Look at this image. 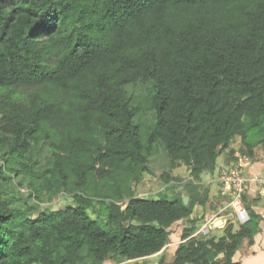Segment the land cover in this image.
<instances>
[{
    "label": "trees",
    "instance_id": "16d2710c",
    "mask_svg": "<svg viewBox=\"0 0 264 264\" xmlns=\"http://www.w3.org/2000/svg\"><path fill=\"white\" fill-rule=\"evenodd\" d=\"M158 141L164 185L191 171L171 199L138 193ZM258 148L264 0H0V264L147 259L181 221L191 226L159 264H239L264 219L245 197L247 224L195 236L202 176L224 152L253 161ZM60 196L71 204L35 218L15 207Z\"/></svg>",
    "mask_w": 264,
    "mask_h": 264
},
{
    "label": "rangeland",
    "instance_id": "374dc122",
    "mask_svg": "<svg viewBox=\"0 0 264 264\" xmlns=\"http://www.w3.org/2000/svg\"><path fill=\"white\" fill-rule=\"evenodd\" d=\"M236 148L238 149L240 146V142L236 143ZM234 147H231V149ZM259 150H264V148H259ZM228 152L226 151L224 152L217 161V170L215 171L214 174H205L202 176V187L204 188H213V192L210 196V200L207 204V206L205 208H200L198 209V214L202 215V214H210V213H219V217H224L222 220H218L216 223V227L215 229L211 232L210 236H208L209 238L211 237H219L221 235H223V232L225 230V228L227 227V222H234V214L231 210H229L225 205L226 203H224L223 199L221 198L220 195V185L217 183L216 179L218 178L219 175V170L220 168L225 164V162L228 160L229 156H228ZM231 162L232 161V157L231 159H229ZM1 163V162H0ZM150 169L153 172L154 175H148L145 177L144 181L138 186V193L140 195V197H146V198H150V199H160L163 196H167L168 199H171L172 194L175 193V188L177 186H179V183H183V182H189L190 180V173L191 171L188 170L187 167L182 166L181 168H178L176 170H174L172 172V176L174 178H178L175 181H171L170 184H163V182L160 180V177L163 173L168 172L170 170V161H169V157H168V151L167 148L165 147V145L161 142L158 141V143H156L154 150L152 152V155L150 157ZM6 176L10 177V174H7ZM0 183H4V181H0ZM6 184H8V188H6L7 190L9 189L11 191V193L9 194H16L13 191V182L8 180L6 182ZM180 191H184V189L179 188ZM24 194L27 192L23 191ZM219 192V193H218ZM163 194V195H161ZM17 195V194H16ZM28 195V194H27ZM161 195V196H160ZM23 202L24 198L22 199ZM47 200L46 198H44V201L41 202H36L35 199L28 201V205L25 206L24 203L22 201H20L19 203L16 204V208H19L23 211V215L22 218H26V217H32L35 218L40 212L46 210V209H50V210H58V209H62L65 207H68L71 204V201L69 200L68 197L66 196H60L59 198L55 199L53 202H47L45 201ZM248 205L251 206V209H254L253 207H256L257 209H254L255 212H263L264 211V197H262L261 195L254 197L253 199L248 198L247 199ZM39 203L38 205V212H28L27 209L29 206H35ZM261 215V214H260ZM262 218L264 219V214L261 215ZM21 218V219H22ZM93 218H96V216L93 215ZM197 219V217L195 218ZM225 221H227L225 223ZM204 220L199 221L197 223V232L196 234L199 232V229L201 228V226L203 225ZM190 222L189 221H183L180 222L179 225L176 226V228L171 229L170 233V243L167 246L166 250L158 255L152 256L150 258L147 259H142V260H137V261H131V262H121V263H116L114 261H108L105 264H159V262L161 260H165L166 262H172L174 259V254H175V250L177 249L178 245L181 243L182 241V235H183V231L185 230V228H189ZM235 229H238L239 226H237L234 223ZM264 232V225H263V230ZM262 232V233H263ZM197 236H201V235H197ZM261 236V235H260ZM259 236V237H260ZM258 237V239H259ZM248 243L246 242L242 249L240 250V254L244 253L247 254V249H248Z\"/></svg>",
    "mask_w": 264,
    "mask_h": 264
},
{
    "label": "built area",
    "instance_id": "2783aa9c",
    "mask_svg": "<svg viewBox=\"0 0 264 264\" xmlns=\"http://www.w3.org/2000/svg\"><path fill=\"white\" fill-rule=\"evenodd\" d=\"M236 157L237 162L220 168L216 181L221 187V196L227 200L225 206L234 214L235 221L231 223L241 226L250 221V212L246 207L244 198L247 197L251 184L256 186L258 194L264 197V175H250L248 170L251 166V160L240 154H237ZM218 214L216 212L207 214L203 225L195 236H210L215 227L217 228V221L224 218H220Z\"/></svg>",
    "mask_w": 264,
    "mask_h": 264
},
{
    "label": "crops",
    "instance_id": "0c3cea01",
    "mask_svg": "<svg viewBox=\"0 0 264 264\" xmlns=\"http://www.w3.org/2000/svg\"><path fill=\"white\" fill-rule=\"evenodd\" d=\"M236 143H239V142H234V144L232 145V147H234L235 149H237ZM256 153H257L256 158L253 161H251V166L249 167L248 172L252 176L256 175V174L264 175V150H259V148H258ZM232 163H233V161H231V162L226 161L223 166L230 165ZM210 191H211V194L214 193L213 188L212 189L210 188ZM219 191L221 192V189ZM211 194H210V196H211ZM256 195L257 196L259 195L258 189L256 186L251 184L250 190L247 194V199L248 198L253 199L254 197H256ZM253 208L257 209L256 207H253ZM258 214L263 215L264 211L259 212ZM196 217H197V213L194 214L192 219H195ZM181 222H183V221H181ZM179 223L180 222L173 225L171 229L176 228V226L179 225ZM263 225H264V222L261 225V232L255 238V243L252 246L248 245L249 247L247 249V251H248L247 254H244V253L240 254V251H239L234 257L235 262H237L239 264H264V232L262 231ZM220 227H222V226H220ZM219 228H217V229H219ZM258 237H259V239H258Z\"/></svg>",
    "mask_w": 264,
    "mask_h": 264
},
{
    "label": "water",
    "instance_id": "95a60500",
    "mask_svg": "<svg viewBox=\"0 0 264 264\" xmlns=\"http://www.w3.org/2000/svg\"><path fill=\"white\" fill-rule=\"evenodd\" d=\"M181 189H183V187H181ZM183 201L185 205L189 204L190 198L188 196H183Z\"/></svg>",
    "mask_w": 264,
    "mask_h": 264
}]
</instances>
